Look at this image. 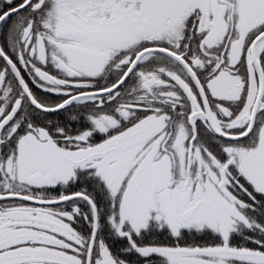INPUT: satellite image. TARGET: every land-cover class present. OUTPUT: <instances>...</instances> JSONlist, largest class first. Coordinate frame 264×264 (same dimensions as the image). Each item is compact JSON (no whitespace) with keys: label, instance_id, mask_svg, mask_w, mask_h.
Masks as SVG:
<instances>
[{"label":"snow or ice","instance_id":"obj_1","mask_svg":"<svg viewBox=\"0 0 264 264\" xmlns=\"http://www.w3.org/2000/svg\"><path fill=\"white\" fill-rule=\"evenodd\" d=\"M0 264H264V0H0Z\"/></svg>","mask_w":264,"mask_h":264}]
</instances>
